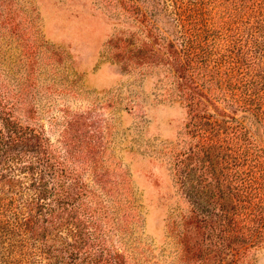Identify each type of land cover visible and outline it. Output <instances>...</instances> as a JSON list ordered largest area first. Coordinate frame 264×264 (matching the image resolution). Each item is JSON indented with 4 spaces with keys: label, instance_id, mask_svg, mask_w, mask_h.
<instances>
[{
    "label": "trees",
    "instance_id": "1",
    "mask_svg": "<svg viewBox=\"0 0 264 264\" xmlns=\"http://www.w3.org/2000/svg\"><path fill=\"white\" fill-rule=\"evenodd\" d=\"M127 8L162 43L177 74L169 96L185 106L163 156L181 203L167 224L178 259L251 264L264 246V0ZM35 33L16 35L18 68L0 62V264H139L129 244L136 207L105 185L98 125L49 111L54 86L40 80Z\"/></svg>",
    "mask_w": 264,
    "mask_h": 264
},
{
    "label": "rangeland",
    "instance_id": "2",
    "mask_svg": "<svg viewBox=\"0 0 264 264\" xmlns=\"http://www.w3.org/2000/svg\"><path fill=\"white\" fill-rule=\"evenodd\" d=\"M131 1L0 0V62L18 68L16 35L37 32L40 80L54 86L49 111L83 112L98 125L103 149L94 159L108 172L105 185L136 207L129 244L137 263L196 264L178 259L167 225L181 203L163 156L183 132L185 106L169 96L176 71L162 43L134 19ZM249 255L251 264H264V246Z\"/></svg>",
    "mask_w": 264,
    "mask_h": 264
}]
</instances>
